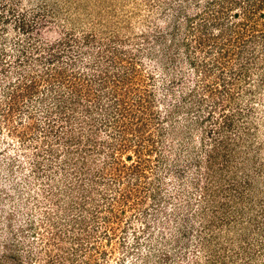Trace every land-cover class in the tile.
I'll list each match as a JSON object with an SVG mask.
<instances>
[{"label": "rangeland", "instance_id": "374dc122", "mask_svg": "<svg viewBox=\"0 0 264 264\" xmlns=\"http://www.w3.org/2000/svg\"><path fill=\"white\" fill-rule=\"evenodd\" d=\"M232 22L242 42L221 37ZM47 67L64 70L63 83L49 85ZM106 72L123 77L125 101L144 102L152 123L156 116L154 139L157 117L172 108L192 137L150 155L144 146L141 162L132 148L116 152L120 177L87 180L91 192L77 198L68 187L74 161L55 140L61 126L48 139L58 156L49 155L44 110L53 96L88 91L83 135L110 141L99 124L112 103L98 86ZM192 92L201 109L186 98ZM95 154L91 175L105 160ZM72 208L87 230L67 222ZM62 253L60 264H264V0H0V264L13 255L58 264L51 258Z\"/></svg>", "mask_w": 264, "mask_h": 264}, {"label": "trees", "instance_id": "16d2710c", "mask_svg": "<svg viewBox=\"0 0 264 264\" xmlns=\"http://www.w3.org/2000/svg\"><path fill=\"white\" fill-rule=\"evenodd\" d=\"M240 6V3H233L231 7ZM244 14V15H243ZM242 16L243 20L249 19L251 16L246 13V10L244 11ZM247 14V15H246ZM235 17L238 16L236 13L234 15ZM235 22L229 23V24H222L221 28V37H223L224 32L228 31L230 37L233 35L236 36V38L242 42L243 40L239 37L243 34L240 33V36L238 37L237 34H235L234 30L237 26L241 25V23L234 24ZM253 33V32H252ZM249 37H255V34L250 35ZM256 38V37H255ZM250 41H253V39H248ZM225 42V41H223ZM221 48V49H220ZM220 56L223 55L221 53H227L226 50H223V48H226V44L223 43L222 46H220ZM47 60L48 62L56 61V55L53 52L52 48H47ZM241 52V51H240ZM58 54V53H56ZM225 55V54H224ZM224 55L222 57H224ZM175 60V59H174ZM73 64H70V66H73ZM88 66V63H85V66ZM59 69V68H58ZM57 70V67L55 69H51L49 67L46 68L47 77L46 80L48 81V84H52L53 79H59L62 80L61 83L65 80L64 70L59 69L58 72H55ZM108 71L107 68L103 70ZM50 74V75H48ZM59 76V77H58ZM57 77V78H56ZM99 77V76H98ZM119 81H123L122 76H116L113 77V75H107V72L105 74L100 75L99 79V89L104 90L103 92L112 100L111 105L107 109H103L106 107H101L103 110L110 111L107 118H103L99 121V124L101 126H104L107 130H110L109 133L112 139L109 141L108 139L104 141H99L98 137L95 135V132L90 131L86 136L83 134V125L85 122L86 115H91V107L89 106V102H87V99H92L91 95H89L88 91H85L83 93L77 94L74 98L70 99H64L61 96H53L50 101H52V104L49 105V107H46L44 110V122L46 124V128H44V138L46 140L47 145L49 146V155H51L53 158L54 156H58V154L55 152L56 149L52 147L51 142L49 139V135H51V132L54 131L55 127H60L59 132L56 130L55 133V140L59 141V146L61 148V152H63V155L65 157V160L67 161H74V163H69L67 166L70 168H74V173H77L75 177V181L73 184H68V187L70 188V191L75 190L77 191L78 197L89 195L91 192V188H88L85 186V182L88 180L91 183H96L97 180L105 181L104 175H107V173H110L111 177L113 174H115V177H113V180H116L117 177H120V172H122L121 164L124 167V164L121 163L120 159L116 155V152H126L128 149L134 150L133 152L136 153L138 158V162H141V155L140 151L144 150V146L149 148L148 155L152 154L153 151L157 150V145L165 144L167 141H170V144L173 142H176L178 144L184 145L185 141L189 140V136L191 133V126L189 122L186 120L181 126H177L178 120L175 117L174 110L175 108H172L171 111L164 115L161 119L158 118V125L157 127V137L154 139L152 134L148 133L149 128L156 123V116L153 117V123L152 118H150V115L146 117V108L143 107V103L136 102V101H125L126 94L122 93L120 88L118 87ZM113 83V85H112ZM97 86V87H98ZM108 87V89H106ZM29 92H33L34 88L32 85H29ZM196 94L188 93L186 96L187 99H189L192 102H195L197 105V108L201 109L204 104L205 100L202 97H199V99H194L192 96H195ZM198 96V95H197ZM94 97V96H93ZM96 98V96L94 97ZM193 98V99H192ZM47 97L44 99H41L40 101H46ZM188 101V102H190ZM94 103V101H92ZM87 106V107H85ZM174 107V106H173ZM96 111V106L93 107ZM193 108V106H191ZM56 112V113H55ZM85 115V117H83ZM83 117V118H82ZM93 117H90L88 120L89 122L92 120ZM85 119V120H84ZM94 121H96V118H93ZM229 121V120H228ZM88 122V123H89ZM97 122V121H96ZM82 123V124H81ZM81 124V125H80ZM77 125V126H76ZM80 125V126H78ZM54 133V132H53ZM192 137V136H191ZM216 138H214V142ZM156 140V141H155ZM102 152L104 154L105 160H103L102 167L100 169L94 170V174H89L91 170L90 162L94 160H90L91 155L95 153ZM91 154V155H90ZM99 156V155H98ZM128 160L132 159V156H127ZM145 162V160H143ZM73 164V165H72ZM133 164V163H132ZM76 165L75 167H72ZM78 166V167H77ZM80 166V167H79ZM141 164L136 163L135 165H132L131 171H136V180H138L139 177V171H141ZM95 167V166H94ZM92 167V168H94ZM72 170V171H73ZM98 173V174H97ZM105 173V174H104ZM109 181V178H108ZM109 183V182H108ZM110 184V183H109ZM123 192H125V195L123 196L124 199L129 196V190L128 188L124 187ZM55 195V197H54ZM57 193L51 194L50 201L51 203H55L58 201L56 198ZM121 196V193L119 194ZM112 205H108L109 209H112ZM101 209V208H100ZM98 209V210H100ZM73 208L69 209V220L67 222H72V225L78 224L80 227L83 228V230H87V220L85 217L74 216L72 213ZM48 215H50V211L45 212ZM94 215L97 216L98 212H93ZM50 218V217H49ZM48 218V220H50ZM49 223H57L53 221H49ZM60 232L58 229L54 231V236L59 235ZM88 234V233H87ZM87 236V235H86ZM60 237V235H59ZM89 237V235H88ZM78 250V249H77ZM6 256H4V259ZM11 262L10 264H21L18 262V258L13 255L10 256ZM2 259V258H1ZM4 259L0 260L2 262ZM52 260H55L60 264L59 262H62L67 259V256L62 253V255H57V257L51 258ZM7 260H4L6 262ZM66 262V261H64Z\"/></svg>", "mask_w": 264, "mask_h": 264}]
</instances>
